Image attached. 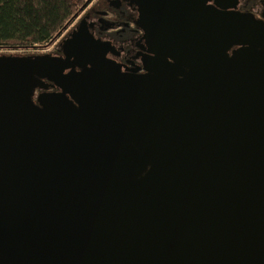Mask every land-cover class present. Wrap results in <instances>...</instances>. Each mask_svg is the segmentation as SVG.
I'll return each instance as SVG.
<instances>
[{
  "label": "water",
  "instance_id": "1",
  "mask_svg": "<svg viewBox=\"0 0 264 264\" xmlns=\"http://www.w3.org/2000/svg\"><path fill=\"white\" fill-rule=\"evenodd\" d=\"M140 5L147 76L80 36L81 72L0 54V264H264V45L205 0Z\"/></svg>",
  "mask_w": 264,
  "mask_h": 264
},
{
  "label": "flooded vegetation",
  "instance_id": "2",
  "mask_svg": "<svg viewBox=\"0 0 264 264\" xmlns=\"http://www.w3.org/2000/svg\"><path fill=\"white\" fill-rule=\"evenodd\" d=\"M140 1L142 0H138L139 3L132 0H96L48 51L37 50L30 54H10L27 57L50 56L63 60H66L68 54L69 60L65 64L63 73L67 74L74 68L81 72L83 68L81 64L84 61L77 63L81 60L80 47L68 49L65 54L67 42L74 36H80L82 43L86 44L90 52L88 56L91 58L88 59L98 64L97 66L102 70L107 72V69L112 67L120 74L137 78L147 76L149 72L145 69L146 60L158 57L160 52L164 53L161 48V36L163 35L161 33L150 34L142 27L146 18L143 15ZM205 6L211 7L214 13L228 18L241 16L250 22L253 29L250 36L254 37L250 40L252 46L250 48L256 49L264 45V0H205ZM151 16H154L152 11ZM243 47L232 45L227 53L232 55L233 51ZM8 54L5 53V55ZM91 67V61L87 62L86 68ZM43 81L48 87L35 90L34 100L36 102L41 93H60L59 88L53 86L47 77Z\"/></svg>",
  "mask_w": 264,
  "mask_h": 264
},
{
  "label": "trees",
  "instance_id": "3",
  "mask_svg": "<svg viewBox=\"0 0 264 264\" xmlns=\"http://www.w3.org/2000/svg\"><path fill=\"white\" fill-rule=\"evenodd\" d=\"M93 0H0V51L53 47Z\"/></svg>",
  "mask_w": 264,
  "mask_h": 264
},
{
  "label": "rangeland",
  "instance_id": "4",
  "mask_svg": "<svg viewBox=\"0 0 264 264\" xmlns=\"http://www.w3.org/2000/svg\"><path fill=\"white\" fill-rule=\"evenodd\" d=\"M96 0H93L92 2H91V4L88 6V8L93 4V2H95ZM87 8V9H88ZM83 14V13H82ZM81 16V15H80ZM79 16V17H80ZM76 21V20H75ZM51 47H48V48H46V47H42V48H40V49H38L39 51H41V52H44V51H48L49 49H50ZM3 52H5V51H0V54H5V53H3ZM10 54V53H9Z\"/></svg>",
  "mask_w": 264,
  "mask_h": 264
}]
</instances>
